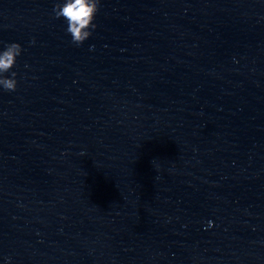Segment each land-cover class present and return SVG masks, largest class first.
<instances>
[{
  "label": "clouds",
  "instance_id": "1",
  "mask_svg": "<svg viewBox=\"0 0 264 264\" xmlns=\"http://www.w3.org/2000/svg\"><path fill=\"white\" fill-rule=\"evenodd\" d=\"M100 2L101 0H62L54 4V18L65 21L66 33L70 35L74 45H82L96 29L95 20L100 10ZM21 54L22 47L16 42L6 44L0 50V87L5 91L14 92L17 88V73L13 69ZM9 73L10 76L6 75Z\"/></svg>",
  "mask_w": 264,
  "mask_h": 264
}]
</instances>
